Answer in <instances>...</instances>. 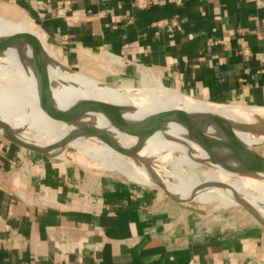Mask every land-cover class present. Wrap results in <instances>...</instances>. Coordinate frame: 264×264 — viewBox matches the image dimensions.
Here are the masks:
<instances>
[{
    "label": "crops",
    "instance_id": "crops-1",
    "mask_svg": "<svg viewBox=\"0 0 264 264\" xmlns=\"http://www.w3.org/2000/svg\"><path fill=\"white\" fill-rule=\"evenodd\" d=\"M0 15L31 20L70 67L108 58L194 98L264 107V0H0ZM190 213L0 136V264H264V226Z\"/></svg>",
    "mask_w": 264,
    "mask_h": 264
},
{
    "label": "bare ground",
    "instance_id": "bare-ground-1",
    "mask_svg": "<svg viewBox=\"0 0 264 264\" xmlns=\"http://www.w3.org/2000/svg\"><path fill=\"white\" fill-rule=\"evenodd\" d=\"M0 36L21 37L22 40L15 41L0 54V118L7 121L10 131L34 149L47 151L56 157L72 156L80 160L79 154L68 152L69 146L80 147L85 152L91 151L101 164L126 173L134 181L146 178L153 182L155 175L174 197L198 203L217 199L223 205L243 202L257 219L264 220L261 206L264 204V181L244 177L221 152L196 144L195 131L184 122L164 118L119 129L103 117L100 121L65 126L51 120L46 109L64 104L103 102L121 107H140L144 116L173 107L183 108L235 122L242 128L233 126L234 133L251 146L264 141V133L250 130L264 127L263 112L258 113L255 107L250 106L201 102L164 86L158 80L153 85L137 88L126 81L119 84L118 92H100L78 79L75 72L66 70L59 60L52 58L54 62L47 67L34 63V59L42 60L44 55L51 58L53 49L46 45L45 33L34 23L27 21L15 25L0 20ZM69 128L100 131L102 135L71 139L65 135ZM211 133L218 135L213 130ZM202 164L206 168L198 171ZM170 176L177 181L169 179ZM168 186H177L182 192L174 195Z\"/></svg>",
    "mask_w": 264,
    "mask_h": 264
},
{
    "label": "water",
    "instance_id": "water-1",
    "mask_svg": "<svg viewBox=\"0 0 264 264\" xmlns=\"http://www.w3.org/2000/svg\"><path fill=\"white\" fill-rule=\"evenodd\" d=\"M17 38L13 36H0V54L4 53L12 43L21 40V37ZM34 61L35 64L41 67H47L49 63L54 62L52 58L46 55L42 57V60L34 59ZM65 69L70 72H75L69 67H65ZM46 114L51 120L64 124L65 126H73L74 123L83 121H100L105 117L119 129H124L125 126L133 123L156 122L164 118H176L195 131L194 141L196 144L206 149L221 152L233 164L237 172L244 177L257 179L260 182L264 181V156L256 151L253 146L243 142L232 129L233 126L238 125L225 118L213 116L205 112L189 111L175 107L142 116L140 107H121L103 102L53 106L46 109ZM2 119L0 118V136L24 150L45 155L48 153L47 151L34 149L22 138L10 131L7 127L9 124ZM238 127L242 128L240 125ZM212 130L218 135H212ZM216 130L222 133L220 134ZM250 130L256 133H264V127H254ZM65 135L71 139H80L85 137H98L102 135V132L69 128V131ZM134 150H137V147ZM153 182L163 192L178 200L163 188L155 175ZM235 204L250 209L246 203L235 202ZM262 224L264 226V223Z\"/></svg>",
    "mask_w": 264,
    "mask_h": 264
},
{
    "label": "rangeland",
    "instance_id": "rangeland-1",
    "mask_svg": "<svg viewBox=\"0 0 264 264\" xmlns=\"http://www.w3.org/2000/svg\"><path fill=\"white\" fill-rule=\"evenodd\" d=\"M0 20L7 22V23L15 24V25L23 24L27 21H30L31 23H33L31 20H28L27 18H24L21 20H18V19L14 20L8 17L7 18L3 17L1 15H0ZM45 42L47 46L51 47V44L46 39H45ZM50 55H51V58L57 61L58 60L61 61L64 66L69 67L73 71H75V73L79 76L78 79L81 78L84 82H87L90 86L94 87L100 92H107V91L118 92L120 85H122L123 82H126V81L136 88L140 86H145V85L146 86L153 85L154 83H156L155 81L157 80L164 86H167L161 81V78L157 74H155L154 72H151L147 68L122 66L120 64H117L116 60L111 61V59L108 60L107 58V60L105 59L103 63H99V65L95 64L93 68L84 66L82 69L81 68L79 69L76 67H70L69 65H66L64 61L57 58L55 50L53 49ZM195 99L201 102L208 101V102L217 103L220 105L223 104L226 106H232V105L249 106L247 104L237 102V101L220 102V101L200 99V98H195ZM250 107L254 108V106H250ZM254 109L258 113L263 112L264 114V107H258V108L255 107ZM253 147L256 151H258L260 154L264 156V141L257 145H254ZM68 152L77 154V156L79 154L78 157L81 159L76 160L75 158L73 159L72 156L56 157L49 153H47L46 155L50 156L53 160H63L65 162L73 164L74 166H77L78 168H82L84 170H95V171H100V172H107V173L119 176L132 184L147 186L149 188H156L157 190L163 192L161 189L157 187L156 184H154L150 180L148 181V179L146 178L142 179L141 181H134L129 176H127L126 173L118 171L114 169L113 167H111L110 165L107 166V165L101 164L98 159L93 157L94 154L91 151L85 152L80 147L69 146ZM202 165L197 168L198 171H201L206 168V165L204 164ZM109 166L111 168H109ZM168 178L174 182L177 181V179L173 176H170ZM144 180H146V183L144 182ZM186 185H189L192 188H196L192 186L191 184H186ZM168 187L174 195L178 194V192L180 191V188L177 186H168ZM163 194H165L166 198H168L172 203L177 204L180 208L184 209L185 211H188V212L190 211L191 212L190 214H193V216L203 219L206 222H227L228 224H233L234 226H239L243 224L244 222H256L260 226H263L262 223H264V220L257 219L253 215L252 210L242 207L238 204H235L234 202L228 205H223L222 202H220L219 200L213 199L205 203H198V202H193V200H185V199H181L180 197H176L179 200L178 201L174 199L173 197H171L169 194H166L165 192H163ZM261 206H262V209H264V204H261Z\"/></svg>",
    "mask_w": 264,
    "mask_h": 264
},
{
    "label": "built area",
    "instance_id": "built-area-1",
    "mask_svg": "<svg viewBox=\"0 0 264 264\" xmlns=\"http://www.w3.org/2000/svg\"><path fill=\"white\" fill-rule=\"evenodd\" d=\"M134 5L138 9H144L147 8L151 3L152 0H133ZM162 20H155L151 23L152 26L161 27Z\"/></svg>",
    "mask_w": 264,
    "mask_h": 264
}]
</instances>
